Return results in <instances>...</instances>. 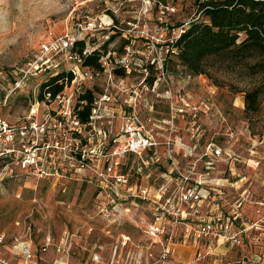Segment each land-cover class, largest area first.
Returning <instances> with one entry per match:
<instances>
[{
    "label": "rangeland",
    "instance_id": "374dc122",
    "mask_svg": "<svg viewBox=\"0 0 264 264\" xmlns=\"http://www.w3.org/2000/svg\"><path fill=\"white\" fill-rule=\"evenodd\" d=\"M193 21L208 22L194 0H0V116L20 123L39 102L35 118L41 119L47 108L42 84L56 71L67 73L69 68L62 56H56L58 70L36 72L33 62L46 59L41 54L43 42L78 34L85 45L98 48L99 58L111 53L113 61L129 47L133 70L124 77L130 86L148 84L149 90L139 91L154 106L161 140L184 144L172 151L180 171L196 165L212 205H238L237 200L244 199L242 207H250L253 192L264 189V97L257 112H246L245 93L261 79L247 76L242 68L212 67L208 74H190L170 50ZM87 27L92 29L82 31ZM62 82L67 93L74 92L68 79ZM103 82L104 76L98 84ZM171 126H178L179 132L171 134ZM167 153V148L161 149L164 169L171 163ZM88 180L71 172L65 179L33 177L19 169L13 175L0 174L4 235L0 259L10 264H52L60 257L64 264H94L98 254L107 264L122 234L145 237V204H139L133 222L110 227L95 207V187ZM66 236L70 252L57 255L55 247L64 244ZM46 237L52 246L44 253ZM16 238L30 242L31 257L15 248Z\"/></svg>",
    "mask_w": 264,
    "mask_h": 264
},
{
    "label": "built area",
    "instance_id": "2783aa9c",
    "mask_svg": "<svg viewBox=\"0 0 264 264\" xmlns=\"http://www.w3.org/2000/svg\"><path fill=\"white\" fill-rule=\"evenodd\" d=\"M86 29L92 28L82 31ZM80 41L85 38L67 33L41 44L46 59L33 62V69L58 70L61 63L54 64V57L62 56L69 63L67 73L73 77L68 83L74 92L45 91L42 103L47 108L40 120L35 118L39 102L20 123L0 116V174L13 175L19 169L33 177L65 179L71 172L89 178L95 187V207L110 227L133 222L139 204H145V237L122 234L107 264H264V189L253 192L247 208L242 207L244 199H238V205H212L211 192L201 188L204 176L195 173L196 165L180 171L175 162L173 148L184 144L161 140L154 106L139 91L149 90L148 84L127 83L124 75L133 70L131 49L125 47L127 53L114 61L111 53L101 55L99 67H91L85 65V58L98 48L85 42L80 47ZM102 76L104 82L98 84ZM86 93H91V102L82 98ZM170 132L177 134L179 127L171 126ZM164 147L171 161L165 169ZM21 239H15V248L31 257L30 242ZM3 241L0 234V244ZM68 241L66 236L64 244L55 247L57 255L69 254ZM51 246V238L46 237L41 251L47 253ZM182 247L193 248L189 258L178 255ZM102 258L95 254L93 263L102 264ZM0 264L10 263L0 259ZM52 264L64 263L59 257Z\"/></svg>",
    "mask_w": 264,
    "mask_h": 264
},
{
    "label": "trees",
    "instance_id": "16d2710c",
    "mask_svg": "<svg viewBox=\"0 0 264 264\" xmlns=\"http://www.w3.org/2000/svg\"><path fill=\"white\" fill-rule=\"evenodd\" d=\"M194 1L208 22L193 21L172 44L171 53L193 75L208 74L212 67H225L242 68L247 76L260 78L261 83L245 93V111L257 112L264 97V0ZM78 45L83 47L84 42ZM98 60L99 53L94 52L84 63L99 67ZM50 77L42 84L43 94L61 92L62 81H70L73 76L63 71ZM82 98L91 102L92 95L86 93ZM82 116L85 119L84 113Z\"/></svg>",
    "mask_w": 264,
    "mask_h": 264
},
{
    "label": "crops",
    "instance_id": "0c3cea01",
    "mask_svg": "<svg viewBox=\"0 0 264 264\" xmlns=\"http://www.w3.org/2000/svg\"><path fill=\"white\" fill-rule=\"evenodd\" d=\"M239 192H241V191H239ZM192 252H193V248L189 247V248H187V251H186V248L182 247L181 250H178V253H179L178 255L180 257L189 258L192 255Z\"/></svg>",
    "mask_w": 264,
    "mask_h": 264
},
{
    "label": "flooded vegetation",
    "instance_id": "af4514ba",
    "mask_svg": "<svg viewBox=\"0 0 264 264\" xmlns=\"http://www.w3.org/2000/svg\"><path fill=\"white\" fill-rule=\"evenodd\" d=\"M246 192H247V191H246ZM240 202L243 203L242 200H241Z\"/></svg>",
    "mask_w": 264,
    "mask_h": 264
}]
</instances>
